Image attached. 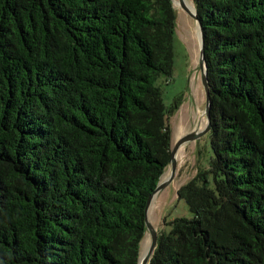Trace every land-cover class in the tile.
<instances>
[{
    "label": "trees",
    "instance_id": "obj_1",
    "mask_svg": "<svg viewBox=\"0 0 264 264\" xmlns=\"http://www.w3.org/2000/svg\"><path fill=\"white\" fill-rule=\"evenodd\" d=\"M191 1L210 156L148 264H264V0ZM176 17L172 0H0V264H138Z\"/></svg>",
    "mask_w": 264,
    "mask_h": 264
},
{
    "label": "rangeland",
    "instance_id": "obj_2",
    "mask_svg": "<svg viewBox=\"0 0 264 264\" xmlns=\"http://www.w3.org/2000/svg\"><path fill=\"white\" fill-rule=\"evenodd\" d=\"M186 2L192 4L191 0H186ZM176 11L172 76L169 79L160 78L156 83L162 92V100L167 108L179 104L177 111L173 113L169 121L172 144L176 140L175 126H179L180 121L187 131L198 127L203 129L204 126H200L201 122H204L205 125V117L203 116L205 97L197 63V26L194 20L179 8H176ZM183 148V157L180 159L176 178L160 192L152 204V224L157 227L160 233H168L171 229L170 222L175 219L191 218L185 201L177 198L176 191L191 179L199 168L206 167L205 161L210 156L208 136L188 143ZM147 239L148 234L145 235L142 241L141 250Z\"/></svg>",
    "mask_w": 264,
    "mask_h": 264
},
{
    "label": "water",
    "instance_id": "obj_3",
    "mask_svg": "<svg viewBox=\"0 0 264 264\" xmlns=\"http://www.w3.org/2000/svg\"><path fill=\"white\" fill-rule=\"evenodd\" d=\"M172 5L175 11H176V8H179L183 13H185L187 16L193 19L197 26V36H198L197 63L199 67L198 69L201 74V83H202L204 97H205V110L203 111V116L205 117V125H204V128L201 130H199V127H198L191 131H186L185 133L177 137L175 142L171 145L168 164L165 167L164 172L162 176L160 177L155 189L149 195L146 206H145V217H144L145 235L148 234V239L146 242L147 247L145 250L142 249L141 251L142 243L140 244L138 264H148L156 248L157 240H158V230H157V227H155L150 221L148 214L150 212V208L152 204L154 203V200L156 199V197L160 194L161 191H163L167 186H169L176 178V175L178 173V168L180 165V160L177 159V156H176L178 150L180 148L185 147L188 143H192L194 141L202 139L205 136H208L210 132V117H209L210 96H209V87H208V81H207L206 63L204 59L203 29L196 15V10L194 8L193 3H192V10L187 8L180 0H172Z\"/></svg>",
    "mask_w": 264,
    "mask_h": 264
},
{
    "label": "bare ground",
    "instance_id": "obj_4",
    "mask_svg": "<svg viewBox=\"0 0 264 264\" xmlns=\"http://www.w3.org/2000/svg\"><path fill=\"white\" fill-rule=\"evenodd\" d=\"M187 8H189L190 10H192V4H190V3H188V2H186V0H180ZM186 115V114H185ZM187 116V115H186ZM186 118V117H185ZM185 121V120H184ZM186 123V122H185ZM200 124V123H199ZM201 127L202 126H204V122H201V125H200ZM202 129V128H201ZM201 129H199V130H201ZM187 129L185 128V127H183L182 126V122L180 121L179 122V126H175V131H174V133H175V135H176V138L177 137H179L180 135H182L185 131H186ZM183 150H184V148H180L179 150H178V152H177V159H181V157H183ZM149 218H150V221L151 222H153V208H152V206H151V208H150V212H149ZM145 242V241H144ZM146 242H147V240H146ZM146 242H145V244H143V247H142V249H146V247H147V244H146ZM146 245V246H145ZM144 246H145V248H144ZM142 251V250H141Z\"/></svg>",
    "mask_w": 264,
    "mask_h": 264
},
{
    "label": "crops",
    "instance_id": "obj_5",
    "mask_svg": "<svg viewBox=\"0 0 264 264\" xmlns=\"http://www.w3.org/2000/svg\"><path fill=\"white\" fill-rule=\"evenodd\" d=\"M187 131V130H186Z\"/></svg>",
    "mask_w": 264,
    "mask_h": 264
}]
</instances>
